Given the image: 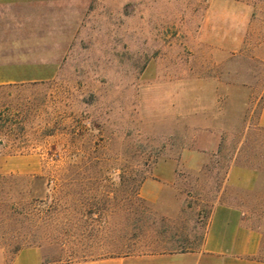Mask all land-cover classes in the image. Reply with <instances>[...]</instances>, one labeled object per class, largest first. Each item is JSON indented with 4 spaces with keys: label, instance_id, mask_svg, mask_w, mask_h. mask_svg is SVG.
Instances as JSON below:
<instances>
[{
    "label": "rangeland",
    "instance_id": "1",
    "mask_svg": "<svg viewBox=\"0 0 264 264\" xmlns=\"http://www.w3.org/2000/svg\"><path fill=\"white\" fill-rule=\"evenodd\" d=\"M258 2L92 0L53 78L0 86L7 264L29 247L42 264L199 249L219 201L264 231ZM211 130L218 149L198 150ZM233 164L257 173L255 189L227 182ZM171 170L159 200L141 196Z\"/></svg>",
    "mask_w": 264,
    "mask_h": 264
},
{
    "label": "crops",
    "instance_id": "2",
    "mask_svg": "<svg viewBox=\"0 0 264 264\" xmlns=\"http://www.w3.org/2000/svg\"><path fill=\"white\" fill-rule=\"evenodd\" d=\"M92 0H0V86L27 84L51 79L61 66L67 50L63 42L71 39ZM258 2L257 8H261ZM247 6V3H243ZM257 18V17H256ZM264 46V42L261 47ZM259 124L264 127V100ZM209 137L206 142L203 137ZM220 145L217 131H206L197 137L198 150L216 151ZM190 164L195 156L185 153ZM184 158V157H183ZM172 165L173 162H170ZM173 166V172H174ZM169 176L146 179L141 196L157 201L172 181ZM227 182L251 191L258 175L246 166L233 164ZM241 204L217 202L209 216L199 249L160 253L122 254L84 259L65 264H264V231L249 222ZM38 247L21 249L11 264H42ZM0 264H7L0 250Z\"/></svg>",
    "mask_w": 264,
    "mask_h": 264
},
{
    "label": "trees",
    "instance_id": "3",
    "mask_svg": "<svg viewBox=\"0 0 264 264\" xmlns=\"http://www.w3.org/2000/svg\"><path fill=\"white\" fill-rule=\"evenodd\" d=\"M220 151H221V149L218 150V154L220 153ZM178 174H183V175H185V172L182 173V170H180V171L178 172ZM138 195H139V194H138ZM213 207H214V206H213ZM213 207L211 208V210H210V212H209V214H208L209 216H210V214H211V211H212ZM202 212H203V214H204V213L207 214V211H206V210H202ZM202 212H201V213H202ZM187 250H194V249H192V248H191V249L185 248V249H181L180 251H187Z\"/></svg>",
    "mask_w": 264,
    "mask_h": 264
}]
</instances>
